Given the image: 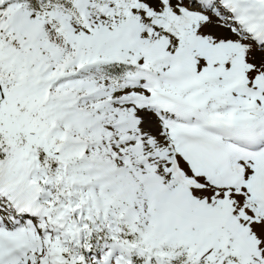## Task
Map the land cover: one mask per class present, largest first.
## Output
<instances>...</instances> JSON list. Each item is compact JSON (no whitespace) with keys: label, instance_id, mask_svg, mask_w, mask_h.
<instances>
[{"label":"snow or ice","instance_id":"obj_1","mask_svg":"<svg viewBox=\"0 0 264 264\" xmlns=\"http://www.w3.org/2000/svg\"><path fill=\"white\" fill-rule=\"evenodd\" d=\"M0 264H264V0H0Z\"/></svg>","mask_w":264,"mask_h":264}]
</instances>
